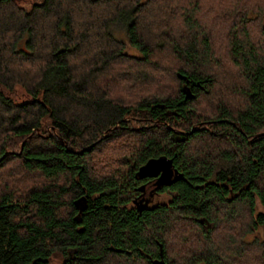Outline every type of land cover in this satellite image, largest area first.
I'll list each match as a JSON object with an SVG mask.
<instances>
[{"label":"trees","instance_id":"trees-1","mask_svg":"<svg viewBox=\"0 0 264 264\" xmlns=\"http://www.w3.org/2000/svg\"><path fill=\"white\" fill-rule=\"evenodd\" d=\"M263 25L264 0H0V264H264Z\"/></svg>","mask_w":264,"mask_h":264},{"label":"water","instance_id":"water-1","mask_svg":"<svg viewBox=\"0 0 264 264\" xmlns=\"http://www.w3.org/2000/svg\"><path fill=\"white\" fill-rule=\"evenodd\" d=\"M181 77L185 79L186 82H188L186 76L181 75ZM183 91L188 97L194 96L190 87L186 83L183 85ZM137 173L139 177L157 176L160 173L157 180V185L169 184L170 182L176 179V170L173 168V159L165 155L152 157L148 159L146 163H144L139 168ZM86 201L87 200L85 196H81L75 200V204L80 211L86 206ZM160 252L162 255L161 245H160ZM153 262L154 264H167L162 257L154 259Z\"/></svg>","mask_w":264,"mask_h":264},{"label":"flooded vegetation","instance_id":"flooded-vegetation-1","mask_svg":"<svg viewBox=\"0 0 264 264\" xmlns=\"http://www.w3.org/2000/svg\"><path fill=\"white\" fill-rule=\"evenodd\" d=\"M159 175L160 173L157 176L137 177L140 183L132 199L137 211L151 208L158 203V196L162 195L159 190L162 185H157Z\"/></svg>","mask_w":264,"mask_h":264},{"label":"rangeland","instance_id":"rangeland-1","mask_svg":"<svg viewBox=\"0 0 264 264\" xmlns=\"http://www.w3.org/2000/svg\"><path fill=\"white\" fill-rule=\"evenodd\" d=\"M119 35H122V33H118ZM133 50V52L134 53H138V51L136 50V49H132ZM16 94L21 98V97H24L25 96V93H24V90L21 88V87H17V89H16ZM199 126V125H198ZM10 169V168H9ZM8 171V169H4V170H0V176H2V175H5L4 173H6ZM7 174V176H9L8 175V173H6ZM28 181V180H27ZM27 181H25L26 183H27ZM24 182V183H25ZM24 183H21V184H24ZM168 200V196H167V194H162V195H160V196H158V199H157V202H162V201H167ZM258 209H261V206L260 205H258ZM258 236H260V237H262L263 236V231H262V229H260V230H255L253 233H250V234H248V235H246V237H245V239H247V240H253L254 238H256V237H258ZM246 240V241H247ZM58 261L57 260H53L52 261V263L51 264H56Z\"/></svg>","mask_w":264,"mask_h":264}]
</instances>
